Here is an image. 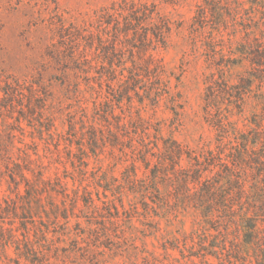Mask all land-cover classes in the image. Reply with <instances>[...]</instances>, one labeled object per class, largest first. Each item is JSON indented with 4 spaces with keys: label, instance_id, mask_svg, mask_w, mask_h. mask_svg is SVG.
<instances>
[{
    "label": "rangeland",
    "instance_id": "rangeland-1",
    "mask_svg": "<svg viewBox=\"0 0 264 264\" xmlns=\"http://www.w3.org/2000/svg\"><path fill=\"white\" fill-rule=\"evenodd\" d=\"M131 3L153 10L164 40L151 28L144 40L122 17L118 37L113 19L100 24L105 10ZM216 4L0 0V264H33L17 255L25 240L41 264H239L248 256L236 223L208 222L175 199L183 190L162 178L172 176L169 163L157 171L159 192L151 184L164 140L207 156L219 145V116L230 123L224 131L250 134L264 109V88L255 84L243 103L219 96L206 107L214 80L235 84L248 71L245 62L219 71V51L227 56L234 46L210 16ZM220 6L228 19L232 3ZM203 7L208 18L199 24ZM99 37L108 42L102 49ZM133 64L156 67L158 77H142L127 93Z\"/></svg>",
    "mask_w": 264,
    "mask_h": 264
},
{
    "label": "trees",
    "instance_id": "trees-1",
    "mask_svg": "<svg viewBox=\"0 0 264 264\" xmlns=\"http://www.w3.org/2000/svg\"><path fill=\"white\" fill-rule=\"evenodd\" d=\"M211 1L217 3V7L209 10L210 16L219 20L223 29L228 32L229 44L234 46L228 51L227 56L222 53V50L219 51V71H222L221 67L228 69L239 66L243 62L248 65V71H246V76L239 77L235 84H229L224 79L219 82L214 80L206 89L207 108L211 103L214 104L219 96L234 98L235 101L243 103L244 95L252 91L254 84L258 92L264 88V0H247L250 4L249 8H245L244 0H230L233 9L230 10L228 19L224 18L220 12L222 0H206V2ZM111 10H105L99 17V22L109 25L107 19H113L116 37L121 32L119 20L122 17L125 27L134 21L135 24L133 23L132 27L134 34L142 32L144 40L147 38V33L144 32L143 36V31L151 29L155 31L152 32L155 37L164 40L165 31L159 28L160 24L153 22V17H151L153 10H148L146 4L131 3L129 6L125 4L120 6L119 10ZM248 13L250 15L244 18L243 14ZM141 18H145L143 22H140ZM207 18L203 7L198 16L199 24H203ZM145 23L147 26H144ZM237 36L240 38L236 39ZM106 43H108L106 39L102 40L99 37L101 49ZM115 44L113 43L112 49ZM111 53L107 51L103 55L106 58ZM107 62L112 67V64ZM142 68L133 64L131 68L127 69L128 76L122 84L125 85L124 91L135 92L137 84L142 82V77H148L151 73L158 77L156 67L150 68L146 65ZM238 108L241 109L240 104ZM217 110L219 109L217 108ZM223 118V116H219L215 123L219 138L217 150L216 152L207 151V156L196 155L173 139L164 140L162 151L158 154L159 156H155L156 161L151 169L152 189L156 193L159 192L157 171L169 163L172 176L164 173L162 178L169 181H172L173 178L179 188L183 190V193L175 199L181 203L192 204L194 209L200 210L203 216L207 217L208 222L218 221L221 217H225L227 220L224 221V224L236 223L237 229L243 232L242 243L249 257L243 256L236 259L237 257L233 256V258L239 261V264H264V109L260 118L253 122L255 128L250 134H242L234 127L231 131H224V128L230 123ZM223 138L228 139L226 143L222 141ZM226 146H228L227 151L225 150ZM183 159L187 163L185 167L181 165ZM141 161L147 169L149 164L146 158L142 157ZM14 166L18 167L17 164ZM216 168L218 169L215 170ZM132 170H134L133 165ZM9 178L15 186V190L18 191L20 182L15 180L12 173L9 174ZM19 178L23 180L25 177L21 173ZM213 212H216V216ZM235 216L238 217V221L235 220ZM218 232L220 233V231ZM10 237L12 238V236ZM23 245V249H20L18 245L16 247L18 257L29 259L33 264H41L32 245L27 240ZM249 250L251 251L250 255L248 254ZM236 252L239 253L241 250L238 249ZM205 255L202 254V256ZM208 255L218 258L216 251H211ZM228 263L233 264L230 258Z\"/></svg>",
    "mask_w": 264,
    "mask_h": 264
}]
</instances>
